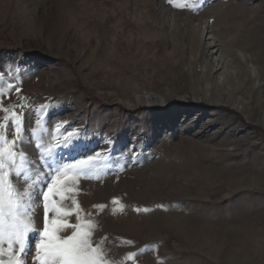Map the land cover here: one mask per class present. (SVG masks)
Here are the masks:
<instances>
[{"label": "rangeland", "instance_id": "rangeland-1", "mask_svg": "<svg viewBox=\"0 0 264 264\" xmlns=\"http://www.w3.org/2000/svg\"><path fill=\"white\" fill-rule=\"evenodd\" d=\"M0 76L27 130L80 133L57 159L106 155L52 199L94 224L109 264H264V0H0ZM202 113L219 126L207 135Z\"/></svg>", "mask_w": 264, "mask_h": 264}, {"label": "snow or ice", "instance_id": "snow-or-ice-1", "mask_svg": "<svg viewBox=\"0 0 264 264\" xmlns=\"http://www.w3.org/2000/svg\"><path fill=\"white\" fill-rule=\"evenodd\" d=\"M167 2L173 4L174 0ZM2 81L3 77L0 76ZM13 89L17 93L20 91L14 84H8L6 88L0 86V112L5 113L0 119L7 121L0 124V264H27L25 256L32 251L33 233L38 235L33 256L35 264H109L103 238L93 241L94 224L90 221L69 224L64 218L72 213L57 206L52 199L55 196H59L61 201L70 198L66 195L72 191L69 184L81 176H90L110 167L106 163V155L96 153L85 159L73 158L72 163L57 159L60 150L75 151L79 147L80 133L74 130L64 135L61 131L57 136L48 130L49 138L43 141L42 136L37 137L36 128H25L24 111L16 113L12 112L11 107H3L2 98ZM25 107L20 105L21 109ZM36 125L41 126L39 119ZM43 131L41 128V133ZM9 132L12 133L11 139L8 138ZM25 142L34 144L38 152L37 161L44 159L48 165L47 172L39 173L33 168L31 157L19 147ZM41 175L45 177L44 180L40 179ZM14 180L22 183L23 187ZM40 196L44 200V226L42 230H37L34 209ZM73 204H76L74 199ZM76 211H79L78 205ZM49 213L53 214L51 218ZM77 220H80L79 215ZM65 229H71V234L62 235ZM135 255L128 254L129 258Z\"/></svg>", "mask_w": 264, "mask_h": 264}, {"label": "bare ground", "instance_id": "bare-ground-1", "mask_svg": "<svg viewBox=\"0 0 264 264\" xmlns=\"http://www.w3.org/2000/svg\"><path fill=\"white\" fill-rule=\"evenodd\" d=\"M181 43H182V38L179 40ZM180 43V45H182ZM257 43H260V42H258L257 41ZM192 47V46H191ZM214 46H210L208 49H211V48H213ZM204 48H207V47H204ZM192 49H193V47H192ZM196 50H194L193 49V52H195ZM207 57V55L206 54H204V52H203V54H202V57H200L199 59H198V61H200V59L201 58H206ZM196 58L194 57L193 58V60H192V62H191V64H193V63H196ZM259 62V61H258ZM257 69V68H256ZM211 74V73H210ZM250 80V79H249ZM248 79H247V83H246V86H250V84L248 83V81H249ZM211 86H212V88H215L216 87V85L215 84H211ZM255 94H257V91L255 92ZM254 95V94H253ZM153 98L152 97H149L147 100L148 101H151ZM261 107H264V100L261 102V103H258L257 105H256V109L257 110H259ZM177 116H179V115H177ZM211 117H212V115H209V114H205V113H202L201 115H200V117H199V121L197 122V124H196V126L199 128V133L200 134H202V135H207L208 134V132H210V131H212V130H214V129H216L217 127H219L217 124H216V121L215 120H211ZM225 117H228V115H226ZM224 117V118H225ZM220 118V117H219ZM226 119V118H225ZM226 127H227V125H226ZM226 127H224V126H221V128H219V133H222L223 131H224V129L226 128ZM218 133V134H219ZM210 134V133H209Z\"/></svg>", "mask_w": 264, "mask_h": 264}]
</instances>
